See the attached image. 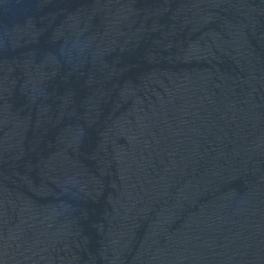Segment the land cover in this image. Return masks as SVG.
Returning a JSON list of instances; mask_svg holds the SVG:
<instances>
[{
	"label": "water",
	"instance_id": "95a60500",
	"mask_svg": "<svg viewBox=\"0 0 264 264\" xmlns=\"http://www.w3.org/2000/svg\"><path fill=\"white\" fill-rule=\"evenodd\" d=\"M0 264H264V0H0Z\"/></svg>",
	"mask_w": 264,
	"mask_h": 264
}]
</instances>
